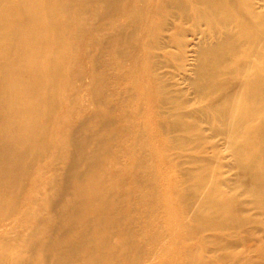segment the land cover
I'll return each instance as SVG.
<instances>
[{"label": "bare ground", "instance_id": "bare-ground-1", "mask_svg": "<svg viewBox=\"0 0 264 264\" xmlns=\"http://www.w3.org/2000/svg\"><path fill=\"white\" fill-rule=\"evenodd\" d=\"M123 14L129 23L111 34L95 26ZM178 21L193 23L174 26V56L173 35L148 41L157 24ZM195 35L189 110L160 86L153 72L165 64L152 59L160 51L188 72L184 39ZM114 46L118 68L132 70L115 79L129 83L117 116L71 122L57 92L71 91L86 63L95 84V53L116 56ZM218 138L223 164L207 152ZM40 187L46 208L32 210ZM10 218L12 230L41 229L25 264H264V0H0V227ZM0 264H10L8 235Z\"/></svg>", "mask_w": 264, "mask_h": 264}, {"label": "rangeland", "instance_id": "rangeland-1", "mask_svg": "<svg viewBox=\"0 0 264 264\" xmlns=\"http://www.w3.org/2000/svg\"><path fill=\"white\" fill-rule=\"evenodd\" d=\"M133 4H137L138 0H129ZM191 1V0H190ZM90 10L94 11V13H100L102 9V4L101 3H92L90 6H88ZM93 13V14H94ZM191 13V12H189ZM92 14V15H93ZM92 15L89 16L88 21H92ZM127 21V22H126ZM130 19H127L124 14L120 15L116 20H111L108 21L107 24L106 22L99 21L97 20L95 23V26L98 28L105 27L108 29V32H113L118 25H126L129 23ZM88 23V22H87ZM192 22H175L176 25H174L172 22H169V24L164 25V22L157 24L155 26V31L160 30L161 28L163 32H161V35L159 36L158 34L152 35L151 38L148 39L149 42L154 43V44H161L162 42L167 41L169 36L173 35V39H171V42L173 44L172 47L167 48L169 54H176L177 50L176 47L178 45V41H181L183 38H180L179 36H176L174 34L175 29L174 26H178L179 28H183L185 30L192 28ZM163 27H160L162 26ZM107 25V26H105ZM158 26V27H157ZM157 27V28H156ZM177 28V27H176ZM200 29L202 30L203 27L200 26ZM161 31V30H160ZM158 31V32H160ZM155 33V32H154ZM104 34H96L93 36V40L98 43V46L101 47L105 51L106 47H108L107 41L103 40ZM82 42L80 44V48H78V53L80 55H84L85 52H83V48H85L86 45V39H81ZM186 42H189V45L185 49L186 55L185 58H183V64H186L185 69L188 70V72L183 71L180 69L177 65L179 64L178 61L172 57H169V60L164 59L161 55L162 53L160 51H154V58L152 60L156 61L158 58L160 60V64H165L164 66H157L156 69L154 70V76L159 77L160 81V86L165 87L167 92H170V94H176L180 93L185 100H188L187 105L189 110L194 109L198 104L195 102L196 98L194 95V89L192 88V80H193V75L190 72L191 67L194 64V53L193 47L194 45H197L200 43L201 36L200 35H195V36H188L185 37L184 39ZM102 43V44H101ZM135 45L137 47L141 48L142 43L139 41V39H136ZM166 49V52H167ZM112 54H117L116 56L113 55V57H109L104 53H101L103 51L99 50L95 53L97 56H99V60L102 63L101 67H98L95 69V77L96 81L95 84L91 83L88 75L91 74L89 63L87 64V67L84 66V73L82 74V79L75 81L72 86V90L70 91L67 89V91L60 90L58 91V96L61 95V98H63V101L60 100V102H63V105H66L63 107L61 110V113H64V111L67 109L70 115V121L75 122L78 125L86 124L89 123L90 117L92 114L96 111L99 110L100 113H104L105 115L111 114L117 116V108L118 104L117 102H121L120 99L123 98L124 94L122 91L124 90V87H126L129 83L126 81H122L118 83L115 81L118 76H122L126 73L131 72L132 70L129 65L124 67V69L118 68V64L121 61V59L118 56V53H116V46L112 48ZM137 50V49H136ZM98 53V54H97ZM168 54V56H169ZM79 55V56H80ZM93 53H91L89 56H91L93 59ZM95 55V56H96ZM194 55V56H193ZM134 60H129V64H131ZM184 73L186 75H184ZM156 76V78H157ZM187 80H186V79ZM190 84V85H189ZM69 102V103H67ZM92 102H108L106 105L101 106L98 103H96V107L92 104ZM110 102V103H109ZM132 109V108H131ZM129 110V113L132 114L133 110ZM141 120H134L132 119L130 125H135L139 123ZM205 134L208 135V132L205 131ZM215 144V149H209L207 152L211 155L215 154L216 152L221 156L220 162L223 164L227 161H229L227 158L229 156V150L226 148V145L224 144V141L221 139H216L214 140ZM212 151H214L212 153ZM42 189V190H40ZM39 190L35 194V198H38L37 203L31 207L32 210H37V209H45V204H44V196L41 194V192H44L43 188H38ZM31 191L27 190L22 193L21 196V208H19V211L22 209H25L24 203L26 199L30 196ZM45 215H41V218H45ZM19 218V217H17ZM22 218V217H21ZM47 218V217H46ZM23 219V218H22ZM13 218H10V221L7 222L5 221L3 224H1L0 227V235H8L10 237V264H25L24 258L27 256L30 258L31 253L28 251L26 253V243L27 239L29 238L30 234H35V237H38L41 234V229H35V228H29L26 224L19 223V226H16L14 230L11 229V226L13 225ZM10 227V235L8 232V229ZM39 238V237H38ZM23 259V260H22Z\"/></svg>", "mask_w": 264, "mask_h": 264}]
</instances>
